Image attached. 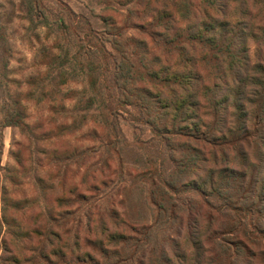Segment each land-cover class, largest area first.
<instances>
[{"label":"rangeland","instance_id":"rangeland-1","mask_svg":"<svg viewBox=\"0 0 264 264\" xmlns=\"http://www.w3.org/2000/svg\"><path fill=\"white\" fill-rule=\"evenodd\" d=\"M28 2L35 4L32 18L37 25L27 19ZM157 6L154 0H0V22L6 38L0 39L1 112L19 109L29 127L22 133L17 127L1 126L0 115V254L4 237L11 241L14 250L17 247L26 257L33 254L40 264H47L40 255L42 251L48 254L50 249H45L44 239L35 233L30 234L29 240L8 229L2 215L3 208L9 207L7 200L19 202L18 209L10 210L22 219L27 230L42 226V233H47L50 223L61 221V241L68 244L67 251L74 250L75 254L90 251L95 258L93 262H88L91 259L73 262L68 255L66 264H166L164 254L174 260L173 253L175 262L182 257L192 263L193 258L200 256L201 264H210L208 259L213 257L222 264L233 254L229 263L264 264V246L258 249V245L246 239L252 240L256 235L250 224L264 217L263 193L256 201L260 212H249L254 208L253 188L256 186L255 191H260L264 178V159L257 156L260 141L244 148L249 162L239 146L229 149L234 160L229 156L226 162L233 163L223 166L234 167V179L230 178L232 188L222 199L210 187L199 195L188 187L172 193L160 204L176 208L183 207L188 196L207 198L199 210L196 206L190 213L179 211L173 215L171 211L164 214L155 209V199L150 195L155 171L172 168L170 154L176 142L160 138V133L147 123L150 117L145 105L128 99L121 88L125 87L124 82L134 89L144 88L136 92V98L155 102L150 107L156 115L159 100L169 95L159 81L147 76L146 65L158 69L147 58L155 55L163 63L174 61L141 28V19L151 18ZM114 39L119 40V51L112 46ZM95 41L104 44L107 52V58H98L100 63L95 68L96 92L89 88L86 75L88 62L95 61ZM141 41L146 47L139 44ZM247 44L251 61H259L262 58L259 52L264 47L252 41ZM144 52L146 59L141 60ZM61 65L68 81L55 87L53 80ZM140 79L143 80L135 82ZM89 96H96V104L81 111ZM62 97H65L63 105ZM103 105L107 107L105 113ZM69 110H74V115L89 114L84 126L74 133L59 127L62 120L70 122L64 118ZM107 112L109 118L104 119ZM230 112L223 113L222 118H234ZM162 122L157 124L163 126ZM231 122L221 121L216 128L229 126ZM217 152L219 159H224V149ZM204 157L199 183L205 182L212 169L222 170L210 153L205 151ZM191 179L195 180L192 175ZM225 182L221 177L215 180L217 188ZM242 196L248 198L243 200ZM237 200H241V206L234 208ZM241 207L239 213L234 210ZM50 209L54 210L55 221L47 215ZM195 214L197 224L193 226L202 228L208 223L215 228L225 224L227 231L236 223H243L242 240L237 242L234 238L232 244L229 237L222 241L211 235L189 240L194 232L189 228L190 221ZM138 229L142 233L136 234ZM111 233H124L131 238L112 240ZM134 239L142 241L138 252L133 248ZM201 245L203 250L199 248ZM235 254H239L237 259ZM53 261L65 264L55 257Z\"/></svg>","mask_w":264,"mask_h":264},{"label":"trees","instance_id":"trees-1","mask_svg":"<svg viewBox=\"0 0 264 264\" xmlns=\"http://www.w3.org/2000/svg\"><path fill=\"white\" fill-rule=\"evenodd\" d=\"M154 1L158 3V6L153 8L151 18L143 17L141 19V28L155 43L154 45L163 54L174 57V61L163 63L161 58L159 56L155 57V55L151 59L147 58L150 64L158 66L156 70L153 66L146 65L147 76L150 80L159 81L167 89L169 95L167 98L159 100L160 107L157 108L159 113L156 115L151 113L152 108L150 107L155 102H144L140 101L142 98H136V92H142L144 88L134 89L130 83L124 82L125 87L122 86L121 89L128 99L131 101L135 99V101L145 105V110L148 109L147 116L150 117L147 123L152 130L160 133L158 134L160 138L164 140L173 139L176 142L170 154L171 161L174 162L172 168H158L155 171L156 178L152 182L153 188L150 191V195L155 199V209L158 213L164 214L168 211H171L173 215L179 213V211L190 213L192 210L197 209L196 206L199 210L207 198L200 199L199 197L188 196L185 205L176 208L172 207L171 204L170 206H163L160 202H165L172 193L188 187L197 195L204 192L207 187H210L213 193H218L220 195L218 197L221 199L223 194H229L232 188L230 178L234 179V167L223 166V163H227L226 160L229 156L234 160V154L229 149L239 146L246 162H249V156L244 148H249L260 141L257 142L259 146L257 156L264 159V50L259 52L262 58L259 61L252 62L247 44L248 41H252L256 45L264 47V0ZM28 4L30 5L28 15L30 16L27 19L32 25H37L32 18L35 4L34 2H28ZM7 17L9 18V16ZM8 21L9 19L6 20V22ZM2 29L3 26L0 22V39L5 40ZM139 44L146 47L144 41L139 42ZM93 46L96 49L93 52L95 61L88 62L86 75L89 88L96 92L98 77L95 75V68H98L100 63L98 58L105 60L107 52L104 49V44L95 41ZM112 46L116 51H119V40H112ZM145 57L144 52L141 60H145ZM61 67L62 69L57 72L58 74L53 80L55 87H61L68 81L65 68L62 65ZM116 79L119 83L117 77ZM141 80L143 79L135 80V82ZM118 87L120 88L119 85ZM73 96L74 94L69 97ZM46 99L53 100L55 98ZM64 99L65 97L61 98V105H63ZM117 101L119 102L120 99ZM96 102V96H89L80 110H88L94 107ZM129 105H133V102H129ZM106 108L103 105L102 110L104 113ZM1 109L0 106L1 126L17 127L22 133L26 128H29L25 122V115L19 109L6 114H2ZM72 112L75 114L74 110H69V114L64 116L70 122L64 120L60 122L59 127L61 130L74 133L86 123L89 116L88 112H82L80 115H74ZM226 112H230V115L234 118L230 116L222 118L221 115ZM109 115L107 112L104 119H108ZM160 121H163V126L157 124ZM221 121L232 122L229 126L223 125L222 128H216V126L222 124ZM251 123L255 124L250 128ZM111 124L112 128H115V125ZM219 149H224L222 154L224 159H219L217 152ZM205 151L210 153L213 161L221 166L222 170L212 169L205 182L199 183L201 162L204 163L206 160L204 157ZM231 163L233 161L227 164ZM223 172L230 175L226 176ZM216 174L218 175L216 176ZM191 175L195 180L191 179ZM219 177L224 178L226 182L220 184V188H217L215 180ZM255 187L252 192L255 196L252 203L254 208H252L253 210L249 209V212H260L256 201H259L262 193L264 194V178L262 189L257 192ZM5 195L7 196V194ZM156 197L159 202H156ZM247 198V196L241 197L243 200ZM262 200H264V195ZM240 201H234V208H237L238 205L241 206ZM6 203L9 207L3 208L2 215L8 229L14 235L21 236L24 239L30 240L31 233L41 236L44 239L45 249L50 247L49 251L47 250L48 254H44L45 251H42L40 255V257L46 259L47 264H56L53 257L57 259V262L65 263L64 261L68 260V255H71V259L75 260L73 262H79L81 259H91L88 262L95 260V258H92L93 255L90 251H84L81 254H75L74 250L67 251L68 244L61 241V221L50 223L47 233H42V226L27 230L28 228L24 226L22 219L10 210L11 208L18 209L19 202L13 203L12 201L10 203L6 200ZM242 209L241 207L239 210H234L239 213ZM212 210L216 212L215 214L218 213L216 209L212 208ZM53 212L54 210L50 209L47 213L51 221L56 219ZM196 215L190 221L191 226L189 228L193 229L194 232L189 236V240L203 235L216 236L222 241H226L225 237H229L231 243L234 242V238L237 242L242 240L243 234L241 231L245 226L243 223H236L227 231H225V224L215 228L212 223H208L205 228H202L198 225L193 226V224H197ZM212 217V215H209V218ZM250 225L256 235L252 240L246 239L251 244L258 245L259 249L262 245L264 246V217L261 221H253ZM141 230H135V233H142ZM243 231L244 233L247 232V230ZM118 237H121L124 241L131 238V236L124 233H111L110 239L115 240L116 238L118 240ZM55 242L57 243V249L54 248ZM1 244L3 249L0 254V264H40V261L33 254L26 257L17 247L14 250L11 241L7 238L4 237ZM141 244V240H135L133 248L136 252L141 249ZM240 245L244 246L242 243ZM101 248L103 249L102 254H104L103 245H101ZM199 248L203 250L202 245ZM202 250H200L201 254ZM228 250L232 251L231 248ZM235 255V259H237L239 254ZM173 257L174 260L167 258L164 254L166 264H201L200 256L193 258L192 263L182 257H178L177 262H175L174 253ZM232 258L233 254H229L228 260ZM101 259L104 262L107 261L106 258ZM208 260L210 264H218L214 261V257ZM228 260L222 264L233 263H229Z\"/></svg>","mask_w":264,"mask_h":264}]
</instances>
